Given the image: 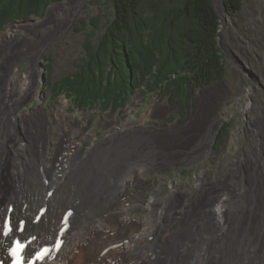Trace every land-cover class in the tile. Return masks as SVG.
I'll list each match as a JSON object with an SVG mask.
<instances>
[{"label":"bare ground","instance_id":"bare-ground-1","mask_svg":"<svg viewBox=\"0 0 264 264\" xmlns=\"http://www.w3.org/2000/svg\"><path fill=\"white\" fill-rule=\"evenodd\" d=\"M49 38L40 36L39 43ZM13 40L12 33H3L0 51L9 49ZM15 58L17 54L4 60H11L6 66ZM35 62L39 74L38 58ZM38 85L39 76L28 93ZM11 88L0 89V262H8L9 246L20 237L29 242L28 251L63 241L39 264H264V115L252 130L255 136L262 127L263 138L258 135L252 152L251 191L237 216L224 220L223 201L208 209L195 196L177 219L169 218L168 232H149L153 198L170 194L146 183L143 165L168 147L143 133L131 138L116 122L95 143L83 122L77 124L57 109L18 116L22 98L11 100ZM76 126L83 129L80 136L72 133ZM83 138L91 148L87 156L80 150ZM19 142L21 149L15 147ZM161 202L163 211L172 210L169 201ZM10 206L13 230L5 235ZM20 221H25L22 231ZM225 223H232L230 232H208L210 226ZM66 224L69 228L62 232Z\"/></svg>","mask_w":264,"mask_h":264},{"label":"rangeland","instance_id":"rangeland-1","mask_svg":"<svg viewBox=\"0 0 264 264\" xmlns=\"http://www.w3.org/2000/svg\"><path fill=\"white\" fill-rule=\"evenodd\" d=\"M214 1L225 17L219 40L225 74L217 81L192 86L186 106L172 100L170 90L162 93L143 89L124 108L83 110L66 96L54 97L47 89V58L53 59V81L75 72L85 55V40L95 42L113 18L112 0H60L51 4L43 16L28 19L40 21L31 25L18 23L28 20H17L0 32V37L7 31L14 35L10 48L0 51V89L14 87L8 97L22 98L16 110L18 116L36 117L57 109L77 124L83 122L95 143L106 133L107 125L116 122L131 138L143 133L157 137L168 147L143 165L146 183L170 194L160 200L169 201L172 209L163 211L162 202L155 196L149 232H168L169 218L177 219L193 205L195 196L208 209H215L223 201V218L232 221L251 191L249 165L258 135L263 138L262 127L255 136L252 130L255 120L264 115V0H243L242 8L234 13L223 11V0ZM49 35L45 44L39 43L40 36ZM13 54L17 58L7 67L11 60H4ZM37 76L39 85L28 93ZM226 124L224 141L217 145ZM78 126L72 131L74 136L83 132ZM15 147L21 149L23 143ZM90 149L83 138V155L87 156ZM231 226H210L208 232H230Z\"/></svg>","mask_w":264,"mask_h":264},{"label":"trees","instance_id":"trees-1","mask_svg":"<svg viewBox=\"0 0 264 264\" xmlns=\"http://www.w3.org/2000/svg\"><path fill=\"white\" fill-rule=\"evenodd\" d=\"M60 0H0V32L11 22L43 16ZM229 12L242 0H223ZM114 14L94 42L85 40L77 70L52 80L47 89L72 100L78 109L117 110L139 92L171 91L186 106L190 88L225 74L219 43L220 16L212 0H112ZM226 124L217 139L224 141Z\"/></svg>","mask_w":264,"mask_h":264},{"label":"snow or ice","instance_id":"snow-or-ice-1","mask_svg":"<svg viewBox=\"0 0 264 264\" xmlns=\"http://www.w3.org/2000/svg\"><path fill=\"white\" fill-rule=\"evenodd\" d=\"M37 219H39V218H37ZM19 227H20V230L22 231L23 230V223L22 222H20ZM5 228L7 230L5 231L4 234L7 235L9 231L13 230V225L10 222H8V223L5 224ZM19 243H20L19 241H16V244H19ZM10 251L12 252L13 255L16 254V249L15 248L10 249Z\"/></svg>","mask_w":264,"mask_h":264},{"label":"water","instance_id":"water-1","mask_svg":"<svg viewBox=\"0 0 264 264\" xmlns=\"http://www.w3.org/2000/svg\"><path fill=\"white\" fill-rule=\"evenodd\" d=\"M213 1V5H214V7L216 8V10H217V12H218V14H219V16H220V19L221 20H225V17L222 15V13H221V11L216 7V5H215V1L214 0H212ZM223 7H224V11L225 12H227V9H226V7H225V5H224V2H223ZM29 19V18H28ZM28 19H25V20H28ZM17 21V20H16ZM220 34H221V28H220V30H219V36H220ZM219 40H220V38H219Z\"/></svg>","mask_w":264,"mask_h":264},{"label":"flooded vegetation","instance_id":"flooded-vegetation-1","mask_svg":"<svg viewBox=\"0 0 264 264\" xmlns=\"http://www.w3.org/2000/svg\"><path fill=\"white\" fill-rule=\"evenodd\" d=\"M242 5H243V0H242ZM242 8V7H241ZM240 10V9H239ZM236 12V11H235ZM231 13H234V11L233 12H231Z\"/></svg>","mask_w":264,"mask_h":264}]
</instances>
